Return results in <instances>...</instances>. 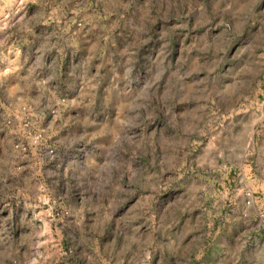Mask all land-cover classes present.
I'll return each mask as SVG.
<instances>
[{
    "label": "rangeland",
    "instance_id": "rangeland-1",
    "mask_svg": "<svg viewBox=\"0 0 264 264\" xmlns=\"http://www.w3.org/2000/svg\"><path fill=\"white\" fill-rule=\"evenodd\" d=\"M0 264H264V0H0Z\"/></svg>",
    "mask_w": 264,
    "mask_h": 264
}]
</instances>
